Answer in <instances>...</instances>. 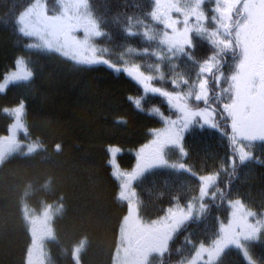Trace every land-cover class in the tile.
<instances>
[{"label": "trees", "instance_id": "obj_1", "mask_svg": "<svg viewBox=\"0 0 264 264\" xmlns=\"http://www.w3.org/2000/svg\"><path fill=\"white\" fill-rule=\"evenodd\" d=\"M30 3L0 0V76L21 56L34 72L30 88L17 84L0 95V107L21 99L26 104L23 128L0 112V139L13 134L17 142L0 163V264H28L33 252L38 264H78L77 256L80 264H121V229L130 203L142 222L150 224L171 211L187 210L191 202L195 206L191 217L162 253L148 254L145 261L189 264L199 245L214 241L232 219L229 199H240L246 209L264 212V163L249 161L237 164L232 175L222 173L223 198L216 194L201 201L196 176L170 166L180 162L175 151L166 154L168 165L146 161L145 171L128 183L124 198H118L122 181L111 174L107 147L118 145L120 168L131 171L138 150L153 139V130L162 131L166 125L129 103L128 97L140 96L141 89L126 75L102 65H80L54 51L27 49L16 31L15 18ZM47 4L50 16L60 12L56 0ZM152 6L153 0H90L89 7L108 33L99 43L109 50L113 63L123 59L125 64L140 63L146 68L154 62L151 55L127 54L129 46L149 45L122 30L129 16L139 17ZM210 6L208 0L205 8ZM209 50L197 41L198 58ZM180 69L189 75L195 72L187 61L181 62ZM142 99L146 110L158 106L171 115L158 96ZM116 117L125 118L126 124L115 123ZM225 132L230 133L227 126L221 131L194 128L186 134L183 145L194 172L203 175L226 166L231 142ZM251 150L264 161V144L257 142ZM248 222L256 221L249 217ZM138 245L139 241H132L128 254L138 256ZM228 250L214 264H245L239 248L232 245ZM250 251L255 258H264V242Z\"/></svg>", "mask_w": 264, "mask_h": 264}, {"label": "snow or ice", "instance_id": "obj_2", "mask_svg": "<svg viewBox=\"0 0 264 264\" xmlns=\"http://www.w3.org/2000/svg\"><path fill=\"white\" fill-rule=\"evenodd\" d=\"M207 2L153 0L147 12L127 18L124 34L141 38L150 47L129 46L126 53L154 57L146 68L140 63L125 64L123 59L119 64L110 60L109 50L99 43L108 33L89 7L90 0H56L60 12L54 16L48 15L47 0H31L16 14V31L25 39L27 49L54 51L77 64L102 65L126 75L141 89L140 96L128 97L129 103L166 125L162 131L153 130V139L138 150L137 164L131 171L120 168L118 156L122 149L118 145L107 147L111 174L122 181L118 184V198H124L128 183L145 171L146 161L168 165L165 156L169 151H175L180 159L170 166L189 171L200 182L201 201L216 194L223 198L219 187L222 173L232 175L237 164L249 161L264 163L251 150L257 142L264 144V0H211V6L205 8ZM197 41H203L210 49L203 58L195 54ZM182 61L194 65L195 72L189 75L181 71ZM33 78L26 58L17 57L13 67L0 76V95H6L17 84L30 83ZM148 95L161 98L171 115L158 106L146 110L142 97ZM0 112L10 116L15 125L24 127L23 99L0 107ZM115 123L126 124V119L116 117ZM225 126L230 133L224 134L231 142L226 166L203 175L194 172L187 164L188 152L183 145L186 134L194 128L221 131ZM227 203L232 208V219L221 227L217 239L209 245H199L192 264H213L229 245L242 251L245 264H264V258L257 259L250 251L264 242V212L246 209L240 199H229ZM194 207L188 203L187 217H191ZM200 211H204L203 204ZM183 214V208L172 212L173 217ZM249 217L255 218V224L248 222ZM235 227L241 232L235 233ZM233 234L241 239H234Z\"/></svg>", "mask_w": 264, "mask_h": 264}, {"label": "rangeland", "instance_id": "obj_3", "mask_svg": "<svg viewBox=\"0 0 264 264\" xmlns=\"http://www.w3.org/2000/svg\"><path fill=\"white\" fill-rule=\"evenodd\" d=\"M49 15V14H48ZM230 67V65H229ZM225 71H228V67L225 68ZM26 88H30L32 83L24 84ZM9 91H7L8 93ZM16 139L13 134L11 136L1 137L0 139V163L2 159L9 154L12 149L16 147ZM254 146V145H253ZM251 146V147H253ZM129 213L125 219V222L122 226V235L120 238L121 249H122V263L121 264H146L148 254H160L163 251V248L166 247L168 242L172 239L173 234L179 229V226L186 221L187 210H184L183 215H178L173 217L172 212H179V210L171 211L170 214L161 217V219L151 222L150 224H145L139 218L138 210L133 203L129 204ZM188 218V217H187ZM242 223V221H241ZM240 228L235 227V233H240ZM234 239H239V236L233 234ZM219 236L215 237L217 239ZM139 241L138 245V253L139 255L128 254L130 252L132 241ZM210 243L204 244L209 245ZM232 245H229L224 251H229L228 249ZM135 250L136 247L134 246ZM133 248V249H134ZM125 250V251H124ZM128 250V251H127ZM223 252V251H222ZM129 255L130 257H127ZM78 264H80L78 260V256L76 257ZM145 259V260H143ZM204 261H207V256H204ZM199 263H203V261H198ZM216 263L213 262V264ZM28 264H38L37 261V253L33 252L32 257L28 261ZM189 264H192L189 263Z\"/></svg>", "mask_w": 264, "mask_h": 264}]
</instances>
